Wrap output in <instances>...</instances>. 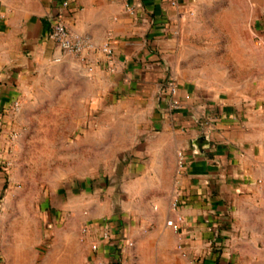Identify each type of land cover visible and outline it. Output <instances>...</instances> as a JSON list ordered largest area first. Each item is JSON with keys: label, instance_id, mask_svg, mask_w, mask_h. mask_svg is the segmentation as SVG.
I'll list each match as a JSON object with an SVG mask.
<instances>
[{"label": "crops", "instance_id": "1", "mask_svg": "<svg viewBox=\"0 0 264 264\" xmlns=\"http://www.w3.org/2000/svg\"><path fill=\"white\" fill-rule=\"evenodd\" d=\"M203 1L0 0L4 264H264V230L252 226V209L264 208V0H246V76L187 71L186 23ZM60 12L91 49L64 54L49 38ZM109 42L112 61L101 51ZM169 77L177 110L164 101ZM47 112L89 129L81 139L97 145L101 168L57 175L40 200H27L15 187L14 151L32 115L41 126ZM105 220L134 246L107 251Z\"/></svg>", "mask_w": 264, "mask_h": 264}, {"label": "rangeland", "instance_id": "2", "mask_svg": "<svg viewBox=\"0 0 264 264\" xmlns=\"http://www.w3.org/2000/svg\"><path fill=\"white\" fill-rule=\"evenodd\" d=\"M198 9V15L186 23L189 28L183 55L189 60V65L186 66L189 74L246 76L243 70L245 66L241 64V40L247 36L243 27L251 19L246 0H205ZM71 98L76 105L77 98ZM59 99L64 103L68 100L64 96ZM72 115L76 119L81 113ZM98 115L101 116V113L94 114L93 117ZM32 122L22 130L24 134L22 143L18 144L19 152L14 151L15 171L21 178L15 187L25 192L23 194L27 200L30 197L40 200L41 185L50 182L57 175L101 168V152L98 154L97 145L88 143L92 138L81 139L89 129H78L69 120V114L44 113L41 126L35 123V116L32 115ZM69 136L72 137L73 144L63 143ZM43 140H50L52 143ZM81 140L83 143H78ZM259 202L258 206H261L264 201ZM252 212H255L252 226L264 230V208L252 209ZM262 238L259 247L264 249V231Z\"/></svg>", "mask_w": 264, "mask_h": 264}, {"label": "built area", "instance_id": "3", "mask_svg": "<svg viewBox=\"0 0 264 264\" xmlns=\"http://www.w3.org/2000/svg\"><path fill=\"white\" fill-rule=\"evenodd\" d=\"M177 1H173L172 4H177ZM69 5L68 2L63 3V7H67ZM49 38L58 44L64 54L69 55H80L83 54L85 50L91 49L92 45L84 38L73 34L70 30L69 25L67 24L64 13L60 12L55 18L51 21V30L49 32ZM101 51L107 55L110 61L113 60V49L109 43L105 44ZM163 85V94L164 101L169 108V110H177L182 107L183 103L179 96V86L178 82L175 78L169 77L165 79L162 83ZM14 110L19 109V104L16 103L14 105ZM170 226H173L176 230L179 229V225L174 223L173 221H168ZM103 231L101 244L106 246L107 251H115L118 254L123 250L124 247H133L134 241L129 238L127 233H116L113 225L110 221L105 220L103 222ZM88 227L83 229V233H88ZM100 248V244H93L92 249L94 251H98ZM182 249V246H179ZM0 264H4L3 260L0 258ZM111 264V263H104Z\"/></svg>", "mask_w": 264, "mask_h": 264}, {"label": "water", "instance_id": "4", "mask_svg": "<svg viewBox=\"0 0 264 264\" xmlns=\"http://www.w3.org/2000/svg\"><path fill=\"white\" fill-rule=\"evenodd\" d=\"M206 138L204 136L197 139L196 144L198 147L202 148L204 144L206 143Z\"/></svg>", "mask_w": 264, "mask_h": 264}]
</instances>
